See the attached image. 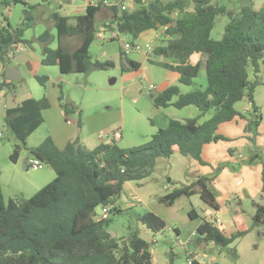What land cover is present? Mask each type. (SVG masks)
<instances>
[{"label": "trees", "instance_id": "trees-1", "mask_svg": "<svg viewBox=\"0 0 264 264\" xmlns=\"http://www.w3.org/2000/svg\"><path fill=\"white\" fill-rule=\"evenodd\" d=\"M11 1L27 5L24 0ZM11 1L0 0V7L10 6ZM102 9L111 11L110 20L119 31L134 38L165 26L166 37L149 54L174 59V63H159L179 73L181 84H193L200 70L205 68V88L182 93L178 85H171L154 96L156 106L182 108L194 105L202 115L210 109L216 111L202 123L198 118L171 119L144 145L123 148L118 144L120 136L113 134L109 142L87 149L78 134L64 149H59L51 137L35 147L27 144L29 136L45 121L43 110L50 105L46 95L39 99H25L18 106L9 108L8 129L21 143L11 159L16 162L21 147L26 148L31 156L50 165L56 177L33 196L21 200L10 198L7 202L0 184V264H154L145 239L134 232L129 244L121 245L109 230V217L97 218L96 209L119 199L126 182L149 175L160 157L180 153L206 165L204 145L227 139L218 133L220 124L241 116L248 120L245 131H249L256 129L262 120L255 103V86L249 79V69L260 70L264 51V7L256 10L253 4H249L236 15L231 13L223 37L216 40L211 32L216 17L224 14L226 9L213 5L212 0H135L134 6L125 11L108 8L103 5V0H97L84 14L74 17L53 13L58 46L50 47L52 34L49 31L39 35V40L44 43L42 64L58 65L63 74L106 68L109 63L94 61L90 52L97 35L95 18ZM25 12V19H30L27 9ZM25 19L14 30L0 28V60L5 64L11 61L8 57L11 48L29 43L23 38ZM110 26L111 23H105L106 28ZM195 53L201 56L192 63L190 58ZM121 54L123 71L141 67V63L129 59L125 51ZM36 77L44 85L49 79L48 76ZM2 85L9 83L4 81L0 83ZM246 97L252 105L248 116L235 106ZM61 104L66 115L74 111L63 101ZM78 115L77 125L82 128V112ZM2 138L0 136V141ZM211 179L201 176L191 184L159 196L158 201L173 206L181 196L198 194L202 201L218 210L217 198L209 187ZM113 210L120 211L116 206ZM141 220L154 232L167 225L165 220L150 211ZM253 221L256 226L264 228V204H256ZM176 233L179 235L177 229ZM243 234L238 231L227 235L215 222L204 219L195 233V247L205 248L213 243L227 248ZM235 253L232 251L233 255Z\"/></svg>", "mask_w": 264, "mask_h": 264}, {"label": "rangeland", "instance_id": "rangeland-1", "mask_svg": "<svg viewBox=\"0 0 264 264\" xmlns=\"http://www.w3.org/2000/svg\"><path fill=\"white\" fill-rule=\"evenodd\" d=\"M24 1L27 5L11 1L10 8L5 7L0 10V18L2 19V14L12 16L11 25L17 28L21 26V21H24L27 9L30 19H25L23 36L29 41L24 44L27 47L26 52L43 56L44 43L39 40V35L49 31L52 34L49 45L57 48V30L53 13L69 15L73 0H63L67 4L65 6L60 5L59 0ZM212 4L226 9L224 14L216 17L211 32V36L219 40L231 20V13L236 15L243 6L249 4H253L256 10H261L264 7V0H212ZM108 19L106 9L97 13L95 18L97 35L90 47L93 60L108 62L106 68H92L85 73L63 74L58 65H42L36 75L44 76L45 71L48 70L53 77L51 84L47 81L44 85L34 75L33 69L19 63L16 66H23L22 78L13 81L11 85H2L4 94L0 93V131L4 136L0 141V184L6 202L10 198L20 200L29 198L56 177L55 171L48 164L43 163V166L37 170L26 169L23 155L28 151L23 147L19 151L21 157L18 162L11 159V155L21 143L10 132L6 122L7 108L18 106L23 100L31 97L39 99L44 95L48 96L46 86L56 89L63 103L73 108L74 111L69 117L73 121L74 131L75 128L76 131L79 130L77 125L79 115L75 110L82 111L83 119L84 116L87 119V116L95 115L100 119L111 120L116 123L112 124L113 127L105 132L104 136L107 139L108 134V137L112 138L114 131L119 132L118 144L123 148L146 144L151 139L155 127H166L171 119L186 121L188 118H198L202 123L214 115L215 109H210L202 115L194 105L182 108L174 105L156 106L153 95L160 93L173 81L167 77L169 69L159 61L174 63V59L164 55H148L145 44L149 42L155 47L159 42H163V38L166 37L165 30H159L162 33L159 38L155 37L154 30L144 38H134L119 31L111 20L112 26L105 28ZM114 32L115 36H113ZM126 42L143 44L142 50H134L127 55L129 59L142 63V68L123 71L120 52ZM200 56L201 54L195 53L190 61L195 63ZM249 79L255 86L254 99L262 114L259 126L254 130L243 132L240 129L242 121L238 126L234 122L225 123L222 132H228L227 139L212 142L203 156L205 159L215 156L218 159L217 164L203 166L192 157L176 153L170 157L158 158L154 170L149 175L129 182V185L124 187L119 200L115 201V206L120 211L111 209L109 213V230L121 245L129 244L132 235L136 232L149 243L154 264H188L187 252L183 245L192 239L189 249H198L195 247L196 235L193 234L204 219L214 222L217 210L202 201L198 194L181 196L173 206L160 203L158 198L176 188L191 184L201 176H206L212 178L209 187L218 197L220 204L230 209V214L221 215L223 226L220 228L227 235L236 234L238 231H243L244 234L236 238L227 248L210 243L198 251L208 252L206 260L211 263L264 264V228L254 224L253 197L262 203L264 198H261V193L256 195L255 187L247 185L246 180L248 171H253L255 175L258 173L260 176L264 175V51L260 60V70L256 71L250 67ZM173 83L180 87L182 93L205 88L206 70L202 68L191 85L180 84L176 79ZM5 87L8 89L6 90ZM153 87L155 89H152ZM176 99L177 97H174V100ZM250 106L247 97L236 104V108L240 111ZM243 120L248 122L246 118ZM85 128L90 130L91 127L87 125ZM35 136L30 142H35ZM85 142L89 143L87 140ZM219 175L221 176L217 179ZM169 179H172V182H169ZM167 183H170L171 188L164 190L163 184ZM149 211L165 220L167 225L164 229L154 232L141 220V217ZM191 211H194L193 216L190 215ZM96 213L99 218L102 214V206L96 209ZM232 251L236 252L235 255Z\"/></svg>", "mask_w": 264, "mask_h": 264}, {"label": "crops", "instance_id": "crops-1", "mask_svg": "<svg viewBox=\"0 0 264 264\" xmlns=\"http://www.w3.org/2000/svg\"><path fill=\"white\" fill-rule=\"evenodd\" d=\"M59 1H60V5L61 4L64 5V6L67 5L63 0H59ZM96 2H97V0H73L72 5H71V12L67 16L74 17V16H77V15H80V14H84L86 12L87 7L89 5L96 4ZM11 6L12 5L6 6V9L10 8ZM3 8H5V7H0V10L3 9ZM106 10H107V15L109 16L108 21H110V18L112 16L111 15V11L108 10V9H106ZM71 21H72V23L74 22L73 19ZM108 21H106V22H108ZM11 22H12V16H10V17L7 16V19L3 16L2 19L0 18V28H8L9 27L10 30H14L15 28L11 25ZM22 22L23 21H21V24H22ZM152 30L155 31V37L157 38V35H159L161 33L160 31L162 30V28L151 29V30L145 31V32H143L140 35V37L144 38L145 35L148 34ZM115 35H116V33L114 32L113 36H115ZM160 43L161 42H159L158 44H160ZM20 44H22V43H20ZM146 44L151 45V43H149V42H147ZM158 44H156V45H158ZM151 46L154 47L153 45H151ZM122 52H124V51L120 52L121 56H122V54H121ZM23 54H25V56L27 58V61L31 64V69H33L34 75H36L37 72L41 69V66L44 65V64H42L43 56H40L39 54H36V53H31L29 51V52L20 53L16 57L21 56L23 58V56H24ZM148 55H150L149 52H148ZM8 65H9L8 63L5 64L2 60H0V81L1 80H5L6 83H9V85H11L13 81H10L6 77V71H7ZM21 67H23V66L20 65L19 68H21ZM140 68H142V63H141V67ZM169 71L170 72H169V75L167 77H170L171 79H173V81H171V83L169 85H166L161 91H163L164 89H166L167 87H169V86H171L173 84L175 85V83H173V82H175V79L179 82V73H177L175 71H172V70H169ZM45 72H46L45 73L46 75H44V76H48V78H49L48 81L51 84L53 82V77L51 75V72L48 71V70H46ZM46 89H48L47 90L48 96L47 95L46 96L49 99L50 105H49L48 108L43 110L45 121L42 123V125L34 133H32L29 136V138L27 140L28 141L27 142L28 147L38 146L47 137H51L53 142L55 143V145L59 149H64L67 146L68 142L70 140H72L73 138H75L76 135H78V134L81 137L82 144H84L83 146H85L88 149H93L96 146H98L100 143L109 142L111 140V138L108 137V134L106 136L107 137V139H106L105 136H104V133L109 131L110 128L113 127L112 124H115L116 122H112L111 120H107V119L106 120L105 119H100V118H98L95 115H89V116H87V119L84 116V119H83V121H84L83 125L84 126H82V128H79L78 131H76V128H75V131H74L73 121L70 119L69 115H66V112H65L64 108L62 107V104H61L62 101L60 100V96L58 95L57 90L53 89V88H50V87L48 88L47 86H46ZM0 93H2V95L4 94L3 91H1ZM154 96L155 95H153V97ZM11 108H13V107H11ZM8 109L9 108L6 109V115H7V110ZM251 109H252V105L250 107L243 108V110H241V111L239 109H237V110L240 111L243 115H247V114H249L251 112ZM75 111L78 114L81 110H79V111L75 110ZM243 119H245V118H243L241 116H238L235 119H233L232 121H228V122L229 123L230 122L231 123L234 122L235 125L238 126L240 121H242L243 124H242V128H240V129H241V131L245 132V127H246L247 122L245 120H243ZM225 123H227V122H224V123L220 124L219 129H218V133L227 136L228 132H222V128H223V125ZM87 125H90V127H91L90 130H86L85 127ZM160 128H164V127H158V126L155 127V129H154V131H152L151 135H153ZM113 134H116L118 136L119 132L114 131ZM34 135H36L35 136L36 137L35 138V142H30V140L32 139V137H34ZM86 140L89 143H86L85 142ZM211 143H208V144L204 145L203 156L205 154V151H206L207 147H209V145H211ZM27 151H28V149H27ZM20 157H21V154L19 153V156H18L16 162H18ZM23 157L25 159V166H26L25 168L29 169L30 168L29 167V160L33 156H31L29 151H28L27 154L23 155ZM203 159L206 161V163H207L206 165L201 164L197 160L196 161L199 164L203 165V166H209V165L211 166V165L217 164V160H218L213 155L209 156L206 159L203 157ZM220 176L221 175H219L217 177V179H219ZM246 180H247V185H252L253 187H255V191H256L255 194L257 195V194L261 193V198H264V192H263L264 175L260 176L259 173L255 175L253 171H251V172L248 171L247 174H246ZM169 182H172V179H169ZM128 183L129 182H126L125 186ZM169 188H171L170 183L163 184V189L164 190H168ZM216 198H218V197H216ZM253 198H254L253 199V203H254L255 209H256V204L257 203L264 204V203L260 202V200L256 199V197H253ZM117 200H119V199H117ZM217 202L219 204V209L216 211V215L214 217L219 215L220 220H221V222L223 224V221L221 219V215L226 216L227 214H230V209L227 206L223 207L220 204V202L218 201V199H217ZM191 214L194 215V211H191ZM235 216H237V215H235ZM207 220H209V219H207Z\"/></svg>", "mask_w": 264, "mask_h": 264}, {"label": "built area", "instance_id": "built-area-1", "mask_svg": "<svg viewBox=\"0 0 264 264\" xmlns=\"http://www.w3.org/2000/svg\"><path fill=\"white\" fill-rule=\"evenodd\" d=\"M135 4V0H103V5H105L108 8H118L122 11L129 10L132 8ZM107 25H110L109 22H107ZM106 28V27H105ZM165 30V26L160 27ZM161 36V33L157 35L159 38ZM145 47L147 49V52L152 51V46L149 44H145ZM124 51L129 54L131 51L134 50H142L144 48L143 44L141 43H131L126 42L123 45ZM27 47L24 44H18L14 48H11L9 50L8 57L11 59L15 58L18 54L26 52ZM5 80H1L0 83L4 82ZM152 89H155L153 87ZM2 91V87L0 86V92ZM4 134L0 133V136L3 137ZM43 166V162L36 157H33L29 160V167L33 168L35 170L40 169ZM115 208V202L108 203L107 205L102 206V214L101 218L107 219L109 217V213L111 209L113 210ZM215 225L217 227H222L223 224L220 220L219 215L215 217ZM195 236V233L193 234ZM192 242V239L188 240L183 246L186 249L187 252V260L188 264H220V263H211V261L206 260L208 257V252L205 251H198V250H191L189 249V244Z\"/></svg>", "mask_w": 264, "mask_h": 264}, {"label": "water", "instance_id": "water-1", "mask_svg": "<svg viewBox=\"0 0 264 264\" xmlns=\"http://www.w3.org/2000/svg\"><path fill=\"white\" fill-rule=\"evenodd\" d=\"M23 55H24L23 58L21 56H18L16 58L11 59L12 62L11 61L9 62V65L6 71V77L10 81H17L22 78L23 70L19 68V66H16V64L23 63V64H26L28 68H31V64L27 61L25 54ZM5 88L8 89V87H5ZM12 117L13 115L10 116V118Z\"/></svg>", "mask_w": 264, "mask_h": 264}]
</instances>
